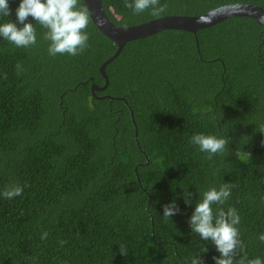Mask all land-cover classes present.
Instances as JSON below:
<instances>
[{
	"label": "trees",
	"instance_id": "obj_1",
	"mask_svg": "<svg viewBox=\"0 0 264 264\" xmlns=\"http://www.w3.org/2000/svg\"><path fill=\"white\" fill-rule=\"evenodd\" d=\"M131 2L102 0L124 27L236 3L264 9V0H159L165 11L153 16ZM8 3L0 24L22 27L20 0ZM36 31L29 48L0 37V264H215V246L188 221L203 192L225 182L231 196L214 213L235 207L241 255L264 261V28L234 17L130 41L105 67L95 95L112 99L102 100L90 84H104L98 69L117 46L90 20L81 54L50 56L47 30ZM197 133L225 136L226 151L209 159L190 143ZM13 183L23 192L5 199Z\"/></svg>",
	"mask_w": 264,
	"mask_h": 264
},
{
	"label": "clouds",
	"instance_id": "obj_2",
	"mask_svg": "<svg viewBox=\"0 0 264 264\" xmlns=\"http://www.w3.org/2000/svg\"><path fill=\"white\" fill-rule=\"evenodd\" d=\"M126 8L134 14H140L151 9V15L160 16L165 11V6L160 5L159 0H132L125 4ZM0 15L8 17L10 8L8 0H0ZM28 17H32L36 24L26 23ZM16 20L22 27H17L11 21L0 24V37L18 48H29L37 43L36 26L46 29L44 39L49 42L48 54L76 56L88 47L89 35L86 31L90 23V12L82 0H20L16 9ZM19 65L17 68L19 69ZM6 78V74H5ZM264 133V129L260 131ZM190 143L197 145L201 152L213 155L224 153L227 149L228 139L225 136L194 134ZM231 183H223L218 188L210 187L202 194V199L195 204L194 211L189 218L191 232L196 233L203 241H211L219 253L213 257L215 264H264L259 257L248 259L244 252V245L240 239L238 225L241 217L235 207L227 210L220 207L215 213L213 205H223L231 196ZM23 187L19 184L5 186L2 193L5 199H13L20 196ZM190 195V194H189ZM179 209L175 202L163 206V217L170 219L176 215ZM48 233H41V239H47ZM258 239L264 242V234ZM61 245L66 241H59ZM122 254L126 255L122 246H119ZM207 248L203 249L206 252ZM239 256V259L234 257ZM191 264H204L199 257H194Z\"/></svg>",
	"mask_w": 264,
	"mask_h": 264
},
{
	"label": "water",
	"instance_id": "obj_3",
	"mask_svg": "<svg viewBox=\"0 0 264 264\" xmlns=\"http://www.w3.org/2000/svg\"><path fill=\"white\" fill-rule=\"evenodd\" d=\"M82 2L90 12L92 24L117 46L115 53L103 62L98 69L104 79V84L102 86H98L93 82L90 84L91 95L97 100L112 99L107 95L97 97L95 93L103 92L107 88L108 78L105 73V67L119 55L123 46L130 41L139 40L164 30H181L195 35L198 30L209 28L228 18L234 17L251 18L264 28V9L243 3L224 5L197 16H164L142 24L124 27L115 25L110 21L104 10L102 0H82ZM135 138L138 145L136 130ZM136 177L139 180L137 175Z\"/></svg>",
	"mask_w": 264,
	"mask_h": 264
}]
</instances>
